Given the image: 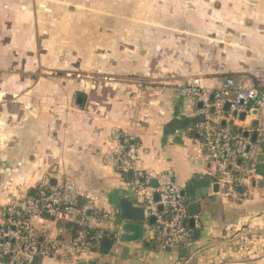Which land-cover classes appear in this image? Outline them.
I'll list each match as a JSON object with an SVG mask.
<instances>
[{
    "label": "crops",
    "instance_id": "obj_1",
    "mask_svg": "<svg viewBox=\"0 0 264 264\" xmlns=\"http://www.w3.org/2000/svg\"><path fill=\"white\" fill-rule=\"evenodd\" d=\"M193 79L211 93L226 79L263 85L245 113L221 110L220 126L255 144L233 167L241 182L232 195L202 147L204 106L180 94ZM121 133L141 146L139 170L171 176L187 207L199 204L189 245L162 250L151 219L122 237L120 199L143 204L130 176L103 162ZM63 181L77 207L94 200L88 215L101 237L76 264L264 259V0H0V211ZM32 222L43 249L77 228ZM0 264H9L1 252ZM37 264L65 263L40 256Z\"/></svg>",
    "mask_w": 264,
    "mask_h": 264
},
{
    "label": "built area",
    "instance_id": "obj_2",
    "mask_svg": "<svg viewBox=\"0 0 264 264\" xmlns=\"http://www.w3.org/2000/svg\"><path fill=\"white\" fill-rule=\"evenodd\" d=\"M263 85L235 87L226 79L223 88L215 93L207 90L200 79L189 80L181 89L184 98H192L204 106L203 120L198 126L206 159L217 172L218 183L232 195L241 182L233 167L238 160H249L255 151V144L227 127L220 126L221 110L229 104L234 113H245L251 102L260 94ZM213 97L210 105V97ZM209 106L216 111H208ZM116 146L106 154L103 162L115 169L121 177L130 176L129 189L142 200L145 219H153L155 239L162 250L181 248L190 244V216L180 189L171 176H152L139 170L141 146L134 135H114ZM152 181L155 184H152ZM78 194L69 181L61 182L55 188L39 187L34 193L13 198L0 211V252L9 264H33L35 257H59L65 264H76L91 255L98 245L100 234L89 216L94 200H88L84 207H77ZM48 218L54 223L74 224L75 234L66 242L51 240V245L41 248L38 243L34 219ZM62 232V228H58Z\"/></svg>",
    "mask_w": 264,
    "mask_h": 264
},
{
    "label": "water",
    "instance_id": "obj_3",
    "mask_svg": "<svg viewBox=\"0 0 264 264\" xmlns=\"http://www.w3.org/2000/svg\"><path fill=\"white\" fill-rule=\"evenodd\" d=\"M81 99H77V104H80ZM251 140L254 142L256 140V135L252 136ZM129 176V175H128ZM119 217L120 221H122V237L123 234L131 229L134 230H142V226L140 225L145 221V216H144V211L143 208L136 207L131 201H128L126 199H120L119 201ZM188 214L191 217L189 226L194 227L195 225V220L194 218L198 214L199 210V204L198 203H193L187 207ZM151 222H154L153 219L150 220ZM107 242V240L104 241V243ZM121 242V239H120ZM134 245H136L134 243ZM169 250V249H167ZM175 251L179 250L177 247L174 248ZM39 262V257H35L33 264H37ZM244 264H264V259L254 261V262H248Z\"/></svg>",
    "mask_w": 264,
    "mask_h": 264
},
{
    "label": "rangeland",
    "instance_id": "obj_4",
    "mask_svg": "<svg viewBox=\"0 0 264 264\" xmlns=\"http://www.w3.org/2000/svg\"><path fill=\"white\" fill-rule=\"evenodd\" d=\"M58 242H59V240H58ZM48 245H51V242H50ZM48 245H47V246H48Z\"/></svg>",
    "mask_w": 264,
    "mask_h": 264
},
{
    "label": "trees",
    "instance_id": "obj_5",
    "mask_svg": "<svg viewBox=\"0 0 264 264\" xmlns=\"http://www.w3.org/2000/svg\"><path fill=\"white\" fill-rule=\"evenodd\" d=\"M236 187H237V186H236ZM236 187H235V188H236ZM31 193H34V191H32ZM188 227H189V226H188ZM75 230H76V229H75Z\"/></svg>",
    "mask_w": 264,
    "mask_h": 264
}]
</instances>
